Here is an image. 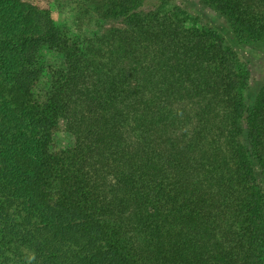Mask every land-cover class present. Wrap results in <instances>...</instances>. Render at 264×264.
Listing matches in <instances>:
<instances>
[{
	"label": "trees",
	"instance_id": "1",
	"mask_svg": "<svg viewBox=\"0 0 264 264\" xmlns=\"http://www.w3.org/2000/svg\"><path fill=\"white\" fill-rule=\"evenodd\" d=\"M86 1L0 0V264H264V0Z\"/></svg>",
	"mask_w": 264,
	"mask_h": 264
},
{
	"label": "rangeland",
	"instance_id": "2",
	"mask_svg": "<svg viewBox=\"0 0 264 264\" xmlns=\"http://www.w3.org/2000/svg\"><path fill=\"white\" fill-rule=\"evenodd\" d=\"M37 8L39 13H45L51 17L55 25L62 31L74 35H87L94 31L99 23V14L94 11L86 0H19ZM29 8V7H28ZM8 14L6 15V12ZM16 12L10 7L0 5V15L5 16L4 20L15 21ZM201 15H207L201 12ZM211 17V14H210ZM219 30H224L227 26L221 22L213 23ZM245 59L249 64L253 78L261 79L264 74V52L245 47L243 50ZM39 64L42 67H59L62 64L61 57L49 51H44L39 56ZM72 143L65 133H60L57 137V145L60 148H67Z\"/></svg>",
	"mask_w": 264,
	"mask_h": 264
}]
</instances>
